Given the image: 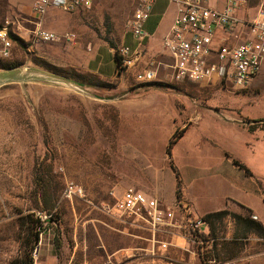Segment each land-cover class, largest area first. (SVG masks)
<instances>
[{"label": "rangeland", "instance_id": "obj_1", "mask_svg": "<svg viewBox=\"0 0 264 264\" xmlns=\"http://www.w3.org/2000/svg\"><path fill=\"white\" fill-rule=\"evenodd\" d=\"M8 2L13 5L19 0ZM254 4L252 0L251 6ZM130 13L129 0H95L89 11L80 13L52 8L48 19L58 30L73 33L74 42L76 36L90 39L92 34L112 42L114 35L123 33ZM3 16L0 13V18ZM125 36V45L130 46L131 37ZM154 41L158 48L151 56L161 51V38L155 36ZM14 44L11 57L0 59V71L38 67L92 88L110 86L64 62L35 56L37 51L44 58L54 54L58 48L52 47L53 43L31 45L19 40ZM99 53L103 63L112 64L113 56L106 48ZM156 63L160 66L149 83L136 82V71L128 70L126 94L140 97L125 106L121 101L128 97L121 94L115 95L114 101H106L43 84L0 87V264H264V234L247 223L250 213L243 208L235 206L211 223L201 222L203 232L197 238L187 239L174 228L162 229L158 239L169 243L162 252L156 246L150 250L144 231L120 233L116 225L110 229L108 221L94 213L89 204L104 201L109 190L121 193L134 189L156 198L163 206L174 205L180 198L178 189L174 191L176 201L165 202L155 195L152 180L165 179L170 184L172 157L184 163L192 142L199 144L197 140L205 133L200 126L197 140H192L187 129L167 151L176 128L186 123L180 104L187 105L190 115L194 108L190 101L198 104L208 99L210 105L233 108L247 98L239 96L243 92L235 88L214 84L211 89L206 85L200 89L175 80L164 69L168 60L161 55L154 57V66ZM256 86L258 92L250 110L264 115V107L258 108L264 103V75ZM200 143L192 156L205 159L209 152ZM127 146L142 159L128 155L129 150H124ZM66 185L80 188L82 196L66 198ZM191 192L214 194L202 183ZM255 205L264 210L262 203ZM36 218L37 224L33 222ZM196 219L201 221L202 217Z\"/></svg>", "mask_w": 264, "mask_h": 264}, {"label": "built area", "instance_id": "obj_2", "mask_svg": "<svg viewBox=\"0 0 264 264\" xmlns=\"http://www.w3.org/2000/svg\"><path fill=\"white\" fill-rule=\"evenodd\" d=\"M155 0H129L130 16L124 23V34H129L132 46L113 48L116 73L120 75L133 68L146 53L149 38L143 24L149 18ZM173 8V18L159 42L167 56L168 69L173 78L193 84L215 82L237 90H244L264 67V0H164ZM211 1L214 2L211 3ZM95 0H33L30 16L6 13L0 18V59L11 57L12 44L26 41L32 44H72V33H56L45 29L41 19L47 9L55 8L74 14L89 11ZM254 7L252 15L248 9ZM241 13L242 16H238ZM220 35V37H219ZM242 37V40L239 38ZM216 38V42H215ZM233 42V43H232ZM160 63L151 60L134 74L139 83H149L156 77ZM64 196L81 197L80 188L66 185ZM95 211L128 234L135 229L147 234L150 250L156 246L165 251L169 243L158 239V232L174 228L187 239L197 238L204 223L192 216L190 206L177 200L173 206H163L155 198L141 191L128 189L120 194L107 192L106 200ZM250 219L257 221L250 214ZM264 231V223H260Z\"/></svg>", "mask_w": 264, "mask_h": 264}, {"label": "crops", "instance_id": "obj_3", "mask_svg": "<svg viewBox=\"0 0 264 264\" xmlns=\"http://www.w3.org/2000/svg\"><path fill=\"white\" fill-rule=\"evenodd\" d=\"M32 1L33 0H19V2L11 5L8 0H0V4H2V6H0V13L4 15L9 13L11 15L30 16ZM211 3L214 4L213 1H211ZM214 5H216L217 8H221L222 1H216ZM51 9L52 8L47 9L41 19V23L45 29L56 33H63L57 29V26L51 25L50 23L48 11ZM247 11L252 15L255 8L250 7ZM173 15L172 6L166 4L164 0L154 1L150 16L143 24L144 32L149 35L145 43L146 53L133 67L136 72L146 67L151 60L154 61L156 55H161L167 59V56L162 54V51L157 54L154 53L152 56L150 54L158 48L155 43L156 41H154L155 36L161 38L167 31ZM238 16H242V14L239 13ZM125 35L126 34L122 33L120 37H118V35L113 36L112 43L114 47L126 44L127 38ZM90 37L91 38L88 39L86 37L76 36V42L70 45L64 44L65 47L63 48H61L59 44H53L52 47L58 48L55 50L56 52H54V54L51 53L44 58L40 51H37L35 56L41 57L44 60L48 59L50 61L64 62V65L73 68L76 72L85 73L96 78L97 81L101 83L110 85L103 88L98 87L97 92H100L103 96L124 93L127 89V73L129 72L126 71L124 75H118L115 69L113 49L110 48L105 41L98 39L94 34ZM242 39V37L239 38V40ZM216 41L215 38V42ZM130 46H132V39L130 40ZM15 47L13 43L12 48L14 49ZM41 47L40 49H43L45 46ZM104 48L113 56L111 65L108 62L103 63L102 61L103 58L99 51H104ZM37 69L40 68L37 67ZM263 75L264 67L261 72L249 82L244 90H240V92L243 93L238 94L239 96H247L242 105L232 108L218 103L210 105L208 99L198 104L190 101L194 108H192L191 114L188 115L187 105L180 104L187 119L186 123L184 122L185 125L181 126V124H183L181 123L180 127L176 128L177 131H181L177 142L182 138L187 129H190L189 134L192 140H197V131L199 127L202 126L205 133L201 136L199 135L200 139L197 141L199 144H201L200 141H202V146L209 152V155L206 156L205 159L192 156V154L196 153L193 151V148L200 147L199 144L192 142L189 149L190 154H186V161L184 163L180 164L178 161L174 160L175 157H172L173 160L169 162L172 174L170 184H168V181L165 182V179L160 182L157 179L152 180L153 190L158 198L168 203L174 202L176 201L174 191L178 189L180 194L178 200L188 203L192 216L195 218L197 216L203 217L208 213L221 210L233 211L234 207L237 206L247 210L251 215L255 216L258 223H264V210L258 209L255 205L257 202L264 205V124H262L264 123V115H259L250 110L254 106L253 101L255 99L253 96L258 92V87L256 86L257 79L261 78ZM113 81H117V83L114 84ZM214 84L217 83H202L196 84L195 86H199V88L202 89L204 88L203 85H206L210 86L211 89L214 87ZM154 90L155 89H151L149 91L152 92ZM127 97L128 98L121 101V106L127 105L140 96L132 94ZM259 107H264V103L260 104L258 108ZM189 125L192 126L189 127ZM127 148L124 150H129L128 155L142 157L139 156L140 153L139 155L133 154L129 146H127ZM233 161L237 162L243 168L235 166ZM200 183L206 186L208 192L213 191L214 194L194 195L191 189L198 187ZM131 184L134 185L132 181ZM135 185L139 188H143L142 185ZM146 195L150 196L148 194ZM106 198L107 192L105 194V200ZM169 206L173 205L171 204ZM94 213L107 220L110 229L115 227V224L102 214L95 210ZM120 233L123 232L120 231Z\"/></svg>", "mask_w": 264, "mask_h": 264}, {"label": "water", "instance_id": "obj_4", "mask_svg": "<svg viewBox=\"0 0 264 264\" xmlns=\"http://www.w3.org/2000/svg\"><path fill=\"white\" fill-rule=\"evenodd\" d=\"M27 84H43L47 86L60 87L80 97L92 98L94 100L105 99L106 101H114L117 99V97L114 96L120 95L114 94L111 96H103V94H97L98 87L92 88L70 78L48 73L47 71L37 68L16 67L0 71V87L8 85L23 87ZM127 94L125 91L121 94V97L127 96Z\"/></svg>", "mask_w": 264, "mask_h": 264}, {"label": "trees", "instance_id": "obj_5", "mask_svg": "<svg viewBox=\"0 0 264 264\" xmlns=\"http://www.w3.org/2000/svg\"><path fill=\"white\" fill-rule=\"evenodd\" d=\"M18 42H19V40H17ZM107 44H108V46L110 47V48H114V45H113V43L112 42H110V41H105ZM10 68V67H9ZM181 131H176V132H174V134L170 137V139H169V141H168V144H167V151H168V149L170 148V146L173 144V142H175V140L177 139V137H179V133H180ZM233 164L235 165V166H239L240 168H243L241 165H239L237 162H235V161H233ZM175 176H176V173H175ZM177 177V176H176ZM227 214V212H226V210H221V211H218V212H212V213H208V214H206V215H204L203 217H202V222H204V223H211V221L214 219V218H220V217H222V216H224V215H226ZM250 216V214L248 215V217ZM246 221H247V223L249 224V225H253V226H256V227H258L259 229H260V231L264 234V231L262 230V228H261V226H260V223H258L257 221H253L252 219H250V217L249 218H246ZM33 222L35 223V224H37V223H39V221H38V218H36V219H33Z\"/></svg>", "mask_w": 264, "mask_h": 264}]
</instances>
